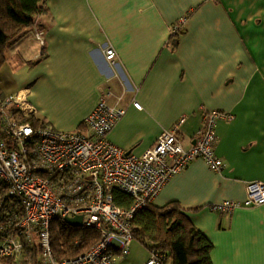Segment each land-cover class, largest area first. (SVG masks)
<instances>
[{"label":"crops","instance_id":"0c3cea01","mask_svg":"<svg viewBox=\"0 0 264 264\" xmlns=\"http://www.w3.org/2000/svg\"><path fill=\"white\" fill-rule=\"evenodd\" d=\"M108 45L114 64L104 57ZM19 90L27 91L43 125L84 133V119L109 90L107 103L125 114L106 138L136 155L182 116L180 137L188 147L202 109L231 113L215 128L222 171L195 159L152 205L179 203L213 244V264H264V203L229 214L207 207L243 200L246 182L264 183V0H44L34 24L9 42L0 69V96ZM149 256L133 239L129 253H115L112 264H146Z\"/></svg>","mask_w":264,"mask_h":264},{"label":"built area","instance_id":"2783aa9c","mask_svg":"<svg viewBox=\"0 0 264 264\" xmlns=\"http://www.w3.org/2000/svg\"><path fill=\"white\" fill-rule=\"evenodd\" d=\"M185 17L171 28L181 31ZM42 45L44 37L36 32ZM104 57L116 61L112 46ZM107 90L84 119L87 133L64 132L46 125L34 126L22 118L36 114L19 90L0 96V258L17 262L26 248H38L39 264H112L115 253L127 255L133 241L132 220L152 203L168 180L195 159L215 172L225 166L215 153L216 124L231 121L226 111L202 109V125L194 142L184 147L181 126L184 116L164 129L153 145L136 155L107 140V133L125 114L121 105L107 103ZM137 109L141 105L133 101ZM243 200H223L208 209L229 214L237 208L264 203V183H245ZM129 195L125 207L114 200V192ZM81 215L79 227L94 229L100 238L76 257L56 258L51 243V225L67 224L66 217ZM77 244V243H76ZM164 256L150 250L146 264H163Z\"/></svg>","mask_w":264,"mask_h":264},{"label":"trees","instance_id":"16d2710c","mask_svg":"<svg viewBox=\"0 0 264 264\" xmlns=\"http://www.w3.org/2000/svg\"><path fill=\"white\" fill-rule=\"evenodd\" d=\"M43 4L44 0H0V68L6 61L9 42L34 24L36 16L43 11ZM180 32L171 37L176 39ZM22 121L34 126L43 125L34 116L22 118ZM0 136L4 137L1 132ZM114 200L125 207L132 202L129 195L119 191L114 192ZM132 235L133 239L150 250L161 252L163 264H167L168 260L172 264H213V244L193 225L184 209L175 201L161 207L150 203L140 209L132 220ZM99 238L100 233L94 229L58 222L51 225V243L56 258L76 257ZM26 251H35L36 256L39 253L38 248L27 247ZM4 262L13 263L8 260Z\"/></svg>","mask_w":264,"mask_h":264},{"label":"rangeland","instance_id":"374dc122","mask_svg":"<svg viewBox=\"0 0 264 264\" xmlns=\"http://www.w3.org/2000/svg\"><path fill=\"white\" fill-rule=\"evenodd\" d=\"M32 252H33V255H31ZM35 253H36L35 251H30V252L26 251L20 260H18L17 262L12 261L13 262L12 264H38L40 257L38 254L36 256ZM4 261H6V260L3 258H0V264H7ZM8 261H10V260H8ZM167 264H172L171 260H168Z\"/></svg>","mask_w":264,"mask_h":264},{"label":"water","instance_id":"95a60500","mask_svg":"<svg viewBox=\"0 0 264 264\" xmlns=\"http://www.w3.org/2000/svg\"><path fill=\"white\" fill-rule=\"evenodd\" d=\"M81 220H82L81 215H76L74 217H66L65 218L66 223L69 225H72V226H80Z\"/></svg>","mask_w":264,"mask_h":264}]
</instances>
